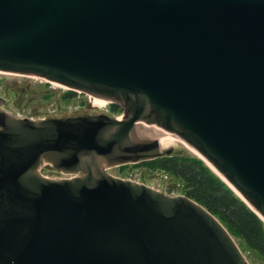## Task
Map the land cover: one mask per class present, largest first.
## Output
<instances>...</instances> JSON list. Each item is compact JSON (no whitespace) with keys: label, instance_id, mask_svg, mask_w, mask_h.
<instances>
[{"label":"water","instance_id":"1","mask_svg":"<svg viewBox=\"0 0 264 264\" xmlns=\"http://www.w3.org/2000/svg\"><path fill=\"white\" fill-rule=\"evenodd\" d=\"M0 72L122 109L0 110V264H250L195 201L105 168L173 136L264 223V0H0Z\"/></svg>","mask_w":264,"mask_h":264},{"label":"rangeland","instance_id":"2","mask_svg":"<svg viewBox=\"0 0 264 264\" xmlns=\"http://www.w3.org/2000/svg\"><path fill=\"white\" fill-rule=\"evenodd\" d=\"M25 85H28L29 92L22 97H14V93H18L19 89ZM109 105V102L102 99L48 83L39 78L0 72V110L4 113L12 112L17 119L31 118L32 120H37L97 113L120 118L122 112L118 114L110 113ZM165 156L198 158L181 141H174L172 151ZM137 164H127L110 169L108 172L114 177L130 178L136 183L144 184L164 195H182L183 187L178 179L165 172L151 170ZM40 173L46 178H68L64 173L56 171L49 165L43 166L40 169ZM234 240L242 252V248L244 249L243 243L237 238H234ZM242 253L250 264H264V260L258 255L249 252Z\"/></svg>","mask_w":264,"mask_h":264},{"label":"trees","instance_id":"3","mask_svg":"<svg viewBox=\"0 0 264 264\" xmlns=\"http://www.w3.org/2000/svg\"><path fill=\"white\" fill-rule=\"evenodd\" d=\"M110 104L112 114L121 112ZM151 170L165 172L178 179L181 194L195 201L212 214L243 245L242 252L264 260V223L202 160L191 157L163 156L138 163Z\"/></svg>","mask_w":264,"mask_h":264},{"label":"flooded vegetation","instance_id":"4","mask_svg":"<svg viewBox=\"0 0 264 264\" xmlns=\"http://www.w3.org/2000/svg\"><path fill=\"white\" fill-rule=\"evenodd\" d=\"M27 92H29V87H28V85H25L24 87H21L20 89H19V92L18 93H14V97H18V96H20V97H22L24 94H26ZM121 112H122V110H121ZM111 113V112H110ZM97 114H99V113H97ZM122 118V115H121V117H120V119ZM28 119H31V118H28ZM44 119H49V118H42V119H37V120H44ZM32 120V119H31ZM153 138H155V137H153ZM154 140H157L158 141V139L157 138H155ZM159 144V143H158ZM160 158V156H158V157H156L155 159H159ZM154 160V159H153ZM149 161V160H148ZM122 166H124V165H119V166H111V167H109V168H105V171L107 172V173H109L108 171L110 170V169H114V168H117V167H122ZM66 175V177H70V175H67V174H65ZM130 179V178H129ZM130 180H132V179H130ZM133 181V180H132Z\"/></svg>","mask_w":264,"mask_h":264},{"label":"bare ground","instance_id":"5","mask_svg":"<svg viewBox=\"0 0 264 264\" xmlns=\"http://www.w3.org/2000/svg\"><path fill=\"white\" fill-rule=\"evenodd\" d=\"M80 92V91H79ZM118 119H120V118H118ZM158 130V132L161 134V135H165V134H167V133H165V132H163V131H161V130H159V129H157ZM171 136V135H170ZM171 139H172V143L174 142V141H179L177 138H175V137H173V136H171ZM188 147V146H187ZM193 153H195L196 155H197V153L194 151V150H192L190 147H188ZM198 156V155H197Z\"/></svg>","mask_w":264,"mask_h":264}]
</instances>
